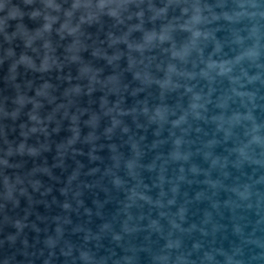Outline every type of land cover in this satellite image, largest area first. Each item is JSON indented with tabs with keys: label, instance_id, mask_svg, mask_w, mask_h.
<instances>
[{
	"label": "water",
	"instance_id": "95a60500",
	"mask_svg": "<svg viewBox=\"0 0 264 264\" xmlns=\"http://www.w3.org/2000/svg\"><path fill=\"white\" fill-rule=\"evenodd\" d=\"M56 2L0 0V264H264V0Z\"/></svg>",
	"mask_w": 264,
	"mask_h": 264
},
{
	"label": "clouds",
	"instance_id": "9594fccd",
	"mask_svg": "<svg viewBox=\"0 0 264 264\" xmlns=\"http://www.w3.org/2000/svg\"><path fill=\"white\" fill-rule=\"evenodd\" d=\"M124 4H125V0H73V3L71 5L70 9L66 10L64 12V15L70 21L72 19V17L74 16L76 11H78L80 9L89 10L86 13V15H82L80 17V24L87 23V22L94 21V20L98 21L102 15H107L110 18H117L118 13L115 10V8L123 7ZM44 6H45V8L52 9L54 12H57V13L61 11V7H62L59 3L56 2V0H44ZM110 6H114L113 10L105 11L106 9H109ZM197 12H199V9H197ZM45 20H46V23L44 25V31L51 32L52 25L58 20V17L48 15L45 17ZM200 22H201V17L199 14L195 15L192 18L193 24H199ZM80 24H77L75 27H69V24L67 22H65L61 25V30L66 31L68 35H75L79 31ZM181 28H182V30H185V31H191V36H192L191 42H192L193 46H195L196 40L199 39L201 36H203L205 39H207L209 36L208 33H202L198 29H191L187 25H182ZM148 39L149 40L153 39V36H148ZM160 39L164 40L165 37L161 36ZM114 42H116V41L114 40ZM44 47L47 49L49 47V45L46 43L44 45ZM187 51L188 50L185 49V54L187 53ZM177 55H179V53L173 52L174 57ZM249 55H255V53H249ZM48 59H49V57H48V54L46 52L45 59L42 62V68L45 71H47L48 67H49L48 66ZM215 66L216 65L212 62L208 63V65H207V67H209V68H212ZM220 67L222 69L221 74H223V72L226 71V69H224L223 65H221ZM169 71H174V69L170 68ZM137 78L140 79L139 73H137ZM196 98L199 99L198 96ZM192 107L196 108L197 105L193 104ZM144 111L145 112L148 111L147 107L144 108ZM156 116L161 117V119L163 118L162 109L159 107L156 109ZM129 167L131 168V165H129Z\"/></svg>",
	"mask_w": 264,
	"mask_h": 264
}]
</instances>
